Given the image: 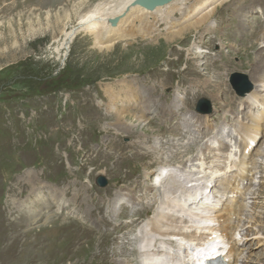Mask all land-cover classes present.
<instances>
[{
    "label": "rangeland",
    "instance_id": "rangeland-1",
    "mask_svg": "<svg viewBox=\"0 0 264 264\" xmlns=\"http://www.w3.org/2000/svg\"><path fill=\"white\" fill-rule=\"evenodd\" d=\"M104 1L0 0V264L132 261L135 257L131 250L142 249L140 238L146 234L143 226L158 212L160 205L156 202H161L164 195V189L157 184L156 189L152 186L156 171L163 164L154 163L155 154L149 152L148 147L165 132L162 128L171 131L177 125V131L168 134H181L182 145L188 144L191 149L185 157L193 163L198 159L199 149L210 144V140L204 141V136L213 135L216 124H221L219 118H225L218 132L226 129L221 140H227L234 150L228 154L230 162L223 163V168L229 169L232 155L238 154L234 141L241 143L239 132L243 124L239 130L236 128L237 117L240 120L247 104L231 89L229 81L242 73L251 86L255 84L253 77L262 79L257 73L264 77V61L260 71L254 76L251 73L255 52L264 41H258L255 46L257 33L255 38L253 33H243L240 23L243 17L238 18L240 6L244 7L250 0H243L231 9L218 10L212 21L213 29L204 36L201 30L167 43L163 37L165 31H160L157 37L122 40L107 51H99L91 36L81 32L64 56L57 59L53 51L49 52L63 33L76 25L80 16ZM253 4L264 10V0H253ZM250 18L247 19L249 25L257 32L259 21L264 17L252 12ZM199 42L202 43L198 50L206 56L200 60L190 56L196 51L192 48L194 43ZM221 42L226 46L223 51ZM204 66L206 69L202 70ZM216 82H220L219 90ZM113 91L121 96L113 102L116 107L108 110V95ZM135 95L138 97L133 98ZM154 101L163 106L177 104L176 115L164 113V120L170 125H162L164 121L153 112ZM206 107L210 113H206ZM256 113V107L251 106V115ZM137 116L150 124L135 132L125 131V125L139 124ZM204 123L210 124L209 132L202 129ZM187 129L190 131L186 132ZM231 129L238 132L239 137H232ZM186 135L190 141L185 139ZM164 137L159 142L162 146H157L158 151L162 149L161 155L172 151L169 135L164 134ZM253 145L256 146L253 154L257 150L264 155V137ZM263 155L258 159L262 164ZM177 159L183 160L181 155ZM178 160L173 162L175 164L169 163L181 165ZM210 160H205L208 164L204 170L208 176L213 167ZM256 169L250 189L256 193L262 189L263 195L261 199L255 196L253 215L251 208L243 210L241 224L247 214L254 218L264 211L260 203L264 202V168L257 166ZM147 174L149 177H145ZM98 177L105 179V187L96 186ZM212 184L213 180L207 186L212 188ZM53 189L65 191L59 200L61 206L55 204ZM250 196L251 193L246 194L244 200L251 203L252 200H247ZM118 198L117 204H111ZM197 210L189 211L193 227ZM101 217L107 221L106 226L101 227ZM251 225L244 227L257 229ZM261 225L264 227V223ZM255 241L248 242L244 248L249 250L243 248V253L250 255L247 252L253 251L249 259L258 264L264 259L252 253L264 254V246H254ZM170 254L173 259L171 251ZM139 258L136 261H140Z\"/></svg>",
    "mask_w": 264,
    "mask_h": 264
},
{
    "label": "bare ground",
    "instance_id": "bare-ground-1",
    "mask_svg": "<svg viewBox=\"0 0 264 264\" xmlns=\"http://www.w3.org/2000/svg\"><path fill=\"white\" fill-rule=\"evenodd\" d=\"M133 1L134 0H106L104 2H98L92 9H90L89 11H87L86 13H84L82 16L79 17L75 26L71 27L69 30H67L63 33L62 37L57 42H55V44H56L55 48L54 49L49 48V52L51 53L53 51L57 55V59L61 56H64L66 50L69 48V46L72 43V41L74 40V38L81 32L87 33V35L91 36V38L93 40L94 47L97 48L99 51H102V50L107 51L111 47H113L117 42L122 41V40H128V39L134 40V38H136V37H139L141 39L152 38L154 35H155V37H157L160 35V33H161L160 31H162V32L165 31L163 37L167 43H173L176 40L177 41L181 40L187 34H190L191 32L201 31V30H203L202 36H204V35H206L207 32H210L213 29L212 21L216 15V13L218 12V10L221 9V11H222V9L224 7L231 9V7L233 8V7H235V5L239 6V4H237V3H240V4L243 3V0H175V1L167 4L166 6L155 9L153 12H147L140 7H133L132 8L131 4ZM248 3L249 4H245L244 7L240 6V8L242 10L239 9L240 15H238V18H239V16H242L243 20H241V21L238 20V21H240L241 25L243 24V33L247 32L250 35H251V33H253L252 36L254 38L256 37V33H257L258 38H256L254 40L255 41L254 43L256 46L258 41H264V28L262 29V25L264 26V22L262 24V21L264 19L259 21V27H260L259 30H262V31L257 30V32H255L254 29H252L250 27V25H249L250 21H248L247 19H249L251 17L252 12H254V14H257V15H263V17H264V10L259 8L258 6H255L253 4V0H250ZM256 4L258 5L257 2H256ZM244 8L245 9L247 8V10L244 11L243 10ZM244 13H247V14H245L246 17L244 16ZM115 18H118L119 22L117 23V25L115 27H112L109 23V20L115 19ZM257 18H258V16H257ZM160 27H162V29H160ZM198 39H200V37ZM201 43L202 42H199L198 44L194 43L192 48L196 51H194V52L191 51V52H193V54L190 53V56H194L195 59H199V60L205 56V54L199 52V50H198L199 45L201 46ZM258 45H259V43H258ZM225 47L226 46L221 42L220 43L221 51H223V49ZM61 51H63V53ZM60 52H61V54H60ZM255 54L256 55L253 59L254 64L252 65L253 67H251L252 68L251 73H253V76L255 75L256 72L260 71V69L263 68L262 63L264 61V56H263L264 55V43H262L261 49L256 51ZM202 66H203V64H201V67ZM205 69L206 68L204 66L202 68V70H205ZM256 75H261L262 79L260 78V76H258L256 79L253 77V81H255V84L253 85V83H252L253 81L251 82L252 83V85L250 86L251 90H253V86H254V90L264 88V81H262L264 79L263 75L261 73H257ZM240 76L243 77L244 79H246V77H244L242 75H240ZM219 83L216 82V84H215L216 89H218V90L221 87V85ZM203 85H205V83ZM117 92L118 91H113V92L109 93L108 99L110 102L109 103L110 106H108V110L109 109L112 110L114 107H116L113 104V102L115 100H117V98L119 96H121L120 94L118 95ZM136 97H138V96L137 95L133 96V98H136ZM130 98H132V97H129L128 99H130ZM239 99L243 100V101L249 100L252 105H254L255 102L259 101V99L257 97L250 99V97L245 96V95L239 97ZM152 104L154 105L155 101L152 102ZM222 104L225 105L226 103L222 102ZM176 106H177V104H176ZM176 106L174 104H171L170 106H163V105H160L159 101H156V104L154 106L155 109L153 112H156L157 116H160V118L164 121V122H162L163 123L162 125L165 126L167 124V126H168V125H170V122L164 120L165 119L164 113H167V114L170 113L173 116L176 115V112L179 110L178 106L177 107ZM140 116H141V114H140ZM259 117H261V118H257L256 120H251L250 121L251 123L242 125L240 132H239V134L241 136L240 138H241L242 145L240 143L237 144L234 141V146L236 147V151L239 154V162L237 164H234L232 166V163H231L229 165V169H227L226 167L223 168L222 164L230 162V159L224 160V158L220 157L218 155V153H214V156L212 155L213 158L217 159L214 162L215 164L212 165L213 166L211 169L212 173L220 175L221 172L218 170L219 167L224 169L225 172L227 170L230 171V173H228L229 171L226 173L229 175L228 178L222 182V184L224 182H228V184L224 188V190H222L219 187V185L216 184L214 181L212 184V188H210V186H207V183H210L213 180V177L208 176V174L206 173L207 171L204 170V168L206 166L205 160L208 159L207 157L209 154L204 155L203 151H201L202 153L201 152L200 153L202 155H199L198 159L195 160V162L192 163V162H190V160L188 161L189 157H185L186 156L185 154L187 152H189L191 149L189 150L188 144H187V146L182 145V143H181V137L182 136L180 137L181 134H177V133L168 134L170 132L172 133V131H177V129H178L177 125L173 126L171 131H168V130H166V128L161 127L162 129L165 130V132H162V136L160 137V135H159L156 139L154 136L155 140H153L151 146H148V147L150 150L149 152H152L155 154L154 155L155 157L153 156L154 157V163L156 161V164L157 163L160 164V162H162V164H163V166H159L158 170L156 171L157 175L153 179L152 186H155V189H156L157 188L156 184H157L159 186L158 188L164 189V192L162 191V194L164 193V195H162V198L163 199L166 198V201L164 202L163 199L160 198L161 202H158V201L156 202L157 205H160L158 212H155V215L149 217V221L146 222L147 223L146 226H143L146 229V234L143 233L144 236L141 234L143 236V237L141 236V238H140L141 242L143 243L142 249L137 250L136 248L135 249L133 248V250H131V251H133L132 253L134 254V257H135L132 260L134 262V264H178L174 259H172L170 251L172 252V248H178L180 243L183 245V248L190 249L189 247H187L185 245H186V243H188V240H190V238L194 237V233H186V231L185 232L181 231L180 226L181 225H187L189 219H191V218L193 219V217L190 218V215H189L190 212L189 211L190 210H191V212H192V210L198 211L197 208H199L200 206L210 207L211 209H209V210L212 213L208 217L198 216V214L195 217V219L197 221L195 220L196 223H195L194 227H196V228L199 227L200 221L202 223V226L204 227V229H203L204 231L202 232L203 238H202V236L199 235L200 243H198V246H195L194 249H190V250H194L197 253H200V252L203 253L204 252L206 256H216V255L222 256L225 264H229V259H231L233 262H235L234 264L254 263L249 259L251 256V252H253V251L247 252L248 254L250 253V255L243 253L244 251H243L242 247L245 246V243H244L245 240H243V241L241 239L237 240L233 237L231 242L226 243L225 247L217 248V246L220 244L219 242H215L213 240H210V238H207V237L205 238V231H206L205 226L210 224L209 220H215L216 221L218 219L217 232L220 233V231H223L225 234V233H227L228 228L235 224L236 220H238V222L240 223V221L242 219L241 214L243 213L244 209H246L245 210V212H246L248 210L247 208H249V209L251 208L252 212H253L252 215L254 214L255 209L253 210V207L254 208L256 207V205H254L256 202L255 196L259 198L261 195H263V193H262L263 191L261 192V190H262L261 189V190H258V193H256L257 191L250 189V187H251L252 181H253V179H252V176L254 173L253 170H257L256 169L257 166H259L260 168H264V164H262L261 161H258L260 156L263 155L262 154L263 152L261 151L262 152L261 153V152L256 150V153L253 154L252 158H250V156H247L246 153L253 150V148H254L253 144L256 143L257 140L260 141L258 138V135L261 132V136H262V133L264 132V116H262V114H261V116H259ZM136 121L139 124H141L142 126H139V124L137 126L125 125V128L123 127L125 129V131L127 130L128 132H132L134 130L139 129L140 127L146 126L147 123L150 122V121L148 122L146 119H141V117L139 118V116L136 117ZM183 121H185V120H183ZM119 122H122V121L119 120ZM169 130H170V128H169ZM251 130H256L255 131L256 136L252 135ZM185 131L187 132L190 130L187 129ZM164 134L169 135L168 141L172 142V143H170L169 147H171L172 151L171 152L168 151L167 153H163L161 155L160 152L162 151V149H160V151H158L157 146L159 148L162 146L159 144V142L162 138L163 139L165 138ZM187 135H188V133H187ZM187 135L185 136V139L187 141H190L191 138H189ZM237 137H239V136H237ZM141 140H143V139H141ZM194 141L197 143L196 139ZM249 141H251L252 143H250ZM138 143L140 144L141 142H138ZM138 143H137V145H138ZM196 143H194V144H196ZM217 143L219 144V141ZM143 147L145 149H147V147L145 145ZM220 148H221V152H222L223 146L220 145ZM262 148H263V146H262ZM180 149H185V150L182 151ZM203 149L205 150L206 146ZM157 152H158V154H157ZM183 152H184V154H183ZM207 152L209 153L208 150H207ZM144 154H145V152H144ZM165 154H168V155H166V157H165L164 156ZM180 155L183 158L182 161H179L177 159V158H179ZM162 157L163 158L165 157V159H163ZM167 158H170V159H167ZM262 158L263 157H261V159ZM140 159H141V157H140ZM177 160L179 161V163H181V165L180 164L179 165H173V164H175L173 162H177ZM262 160L264 161V159H262ZM169 162H172L173 164L172 163L170 164ZM211 162H213V161H211ZM194 163H196V165H194ZM208 173H209V170H208ZM165 175H167V176H165ZM254 176H256V174ZM260 176H262V174ZM145 177H149V175L147 174ZM236 179H238V180H236ZM163 180L165 181V183ZM244 180L249 181L247 188H242L241 183L239 185H237L238 182H241ZM263 183L264 182H262V184ZM255 184H254V186H256ZM152 186H150V187H152ZM257 186H256V188H257ZM148 188L149 187H147V189ZM205 188L209 189L210 191L209 192L203 191ZM242 189H244V191H245L244 192L245 197L241 194ZM211 190H213V193L216 192L218 194V197L213 195ZM52 191L54 192V195H55V204H58L59 206H61L62 202H59V200L65 191H58L56 189H53ZM14 192H15V190H14ZM85 193H86V191H85ZM250 193H251L252 198H250L251 197L250 196L247 200H252L251 203H249V201L247 202L244 200V198L245 199L247 198L246 194L248 196V195H250ZM131 195H133V194H131ZM157 195H158V193H157ZM157 195H156V197H157ZM224 195L227 196L226 202H223ZM12 196H14V195H12ZM124 196H125V194H124ZM145 196L146 195H144V197ZM236 197L241 198L240 205L237 206L235 209H230L231 215L229 217H226V214L228 211L227 206H229L228 203H231L232 201H234V199ZM113 199H114V197H113ZM131 199H132V197H131ZM148 199H149V197H148ZM259 199H261V198H259ZM118 200H119V198L116 199L114 202H111V204L112 203L117 204ZM122 200H124V199H122ZM129 201H130V199H129ZM262 201H264V200L262 199ZM144 203H145V201H144ZM260 203H261V208L264 209V205H262V204H264V202H260ZM252 204H253V206L251 207ZM138 205H139V202H138ZM221 205H223V207H221ZM214 206H219V208L218 209L217 208L212 209V207H214ZM134 207H135V205H134ZM214 210H216V211L214 212ZM261 211H260V213H258L259 216L257 214V216H255L254 218L252 217L251 214H247L248 215L247 218L244 219L245 222L243 224L240 223L241 225L237 224V227H234V232L238 231L239 234L242 233V237L252 238L251 240L255 239L256 241L254 243V246L258 245V247L264 246V236H263L264 235V227L261 225V223H264V215H263L264 211H263V213ZM237 213H238V216H237ZM250 213H251V211H250ZM193 214H194V212L191 215L193 216ZM82 215H83V213H82ZM115 215L116 214H114V216ZM135 215H137V214H135ZM51 217L52 216H50V218ZM203 217H205V218H203ZM232 217H234V218L232 219ZM244 217H245V214H244ZM89 219H91V218H89ZM253 219H254V223H252ZM99 222L101 224V227L106 226L107 221H105V219L103 217L100 218ZM191 222H192V220H191ZM250 223L252 224L250 227L257 228V229L254 230V229H249L247 227H244V226H248V224L250 225ZM257 223H259V224H257ZM257 225H259V227H256ZM216 235H217V233H216ZM149 236L151 237V239H149L150 238ZM158 237H159V239L156 240L155 238H158ZM100 238L102 239L103 237L100 235ZM185 238H187V241H185ZM141 242H140V244H141ZM260 242H261V244H260ZM136 243H137V241L134 242L135 245H136ZM201 243L207 244L206 247L204 248V250L199 249V245ZM171 244H173V246L170 247ZM211 245H213V246H211ZM121 246L125 247L124 244H122ZM229 247H230V250L228 249ZM239 247H241V249H239ZM248 248H249V246H248ZM120 250L122 253H124V251H122V248H120ZM246 250H249V249H245V251ZM257 253L259 254V256L261 258L264 259V254L261 251H258V252L252 253V254H254V257H256ZM138 256H140V258H141V259L139 258L140 261H136V258ZM114 260H112V261H114ZM132 261L130 259H126V260L124 259L121 261L118 260L116 262H118L120 264H131ZM258 264H264V260L262 262H259Z\"/></svg>",
    "mask_w": 264,
    "mask_h": 264
},
{
    "label": "water",
    "instance_id": "water-1",
    "mask_svg": "<svg viewBox=\"0 0 264 264\" xmlns=\"http://www.w3.org/2000/svg\"><path fill=\"white\" fill-rule=\"evenodd\" d=\"M92 1V0H91ZM175 0H134L131 4L133 7H140L143 10L147 12H153L155 9L166 6L167 4L173 2ZM119 22L118 18L109 20V23L112 27H115L117 23ZM242 75V74H240ZM239 74L236 75V77H233L230 82L232 88L236 92L237 95L243 96L245 93H247L250 90V85L247 83L246 79L241 77ZM236 78V79H235ZM200 104V102H198ZM208 110H206V113H210V109L206 107ZM96 186L98 187H105L106 182L103 177H98L95 181Z\"/></svg>",
    "mask_w": 264,
    "mask_h": 264
},
{
    "label": "clouds",
    "instance_id": "clouds-1",
    "mask_svg": "<svg viewBox=\"0 0 264 264\" xmlns=\"http://www.w3.org/2000/svg\"><path fill=\"white\" fill-rule=\"evenodd\" d=\"M247 80V79H246ZM249 84V83H248ZM250 85V84H249Z\"/></svg>",
    "mask_w": 264,
    "mask_h": 264
}]
</instances>
